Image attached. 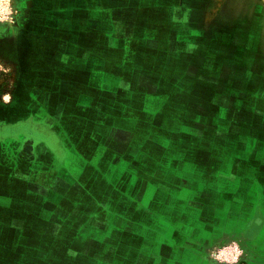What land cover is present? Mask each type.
<instances>
[{"label": "crops", "instance_id": "0c3cea01", "mask_svg": "<svg viewBox=\"0 0 264 264\" xmlns=\"http://www.w3.org/2000/svg\"><path fill=\"white\" fill-rule=\"evenodd\" d=\"M24 1L0 264H264V1ZM87 100L130 109L105 131Z\"/></svg>", "mask_w": 264, "mask_h": 264}, {"label": "rangeland", "instance_id": "374dc122", "mask_svg": "<svg viewBox=\"0 0 264 264\" xmlns=\"http://www.w3.org/2000/svg\"><path fill=\"white\" fill-rule=\"evenodd\" d=\"M37 5H39V3ZM33 7L34 4L23 3L22 0H0V105L8 100L15 83L16 73L18 72V66H16L17 50L19 49V45L24 41V32L22 31L20 33L21 25L19 19L20 17H25L26 22L29 21L30 17L33 16L28 17L27 14L28 12L34 14L35 10ZM85 102L88 106L101 109V113L97 120H99L100 123L105 124V131H108L113 124H123L126 116L122 115V112L124 110L129 111L130 109V100H87ZM81 103L82 102H79V100L74 99V101L67 105L63 110V116L62 118L60 117L61 123L65 130L67 127L69 130L71 129L69 132L61 133L64 139H62L63 142L83 143L82 120H84V118L82 116V111L81 113L78 111L82 106ZM107 113L112 117V123H109L110 121L107 120ZM121 120L122 122H120ZM127 120H129V117ZM84 128H88L87 123ZM108 136H110V133L106 134L104 143L108 140ZM98 139L97 132H93L92 136L89 137L90 143H98ZM111 143H115L114 139ZM109 144L110 143H108V153H110V155L116 154L115 148L109 146Z\"/></svg>", "mask_w": 264, "mask_h": 264}, {"label": "flooded vegetation", "instance_id": "af4514ba", "mask_svg": "<svg viewBox=\"0 0 264 264\" xmlns=\"http://www.w3.org/2000/svg\"><path fill=\"white\" fill-rule=\"evenodd\" d=\"M262 1H264V0H262ZM22 2L23 3H25V1L24 0H22ZM26 16V15H25ZM20 25H21V27H20V33L22 32V29H23V26H24V24H25V22H26V20H25V17H20ZM28 22V21H27ZM1 29V28H0ZM24 32V31H23ZM16 66H18V59H17V61H16ZM17 75H18V72L16 73V79H17ZM16 79H15V83H16ZM14 83V84H15ZM7 133V131H6V128L5 127H0V137H2L3 135H5Z\"/></svg>", "mask_w": 264, "mask_h": 264}, {"label": "built area", "instance_id": "2783aa9c", "mask_svg": "<svg viewBox=\"0 0 264 264\" xmlns=\"http://www.w3.org/2000/svg\"><path fill=\"white\" fill-rule=\"evenodd\" d=\"M232 258H233L234 260H236V259H237V257H236V256H233Z\"/></svg>", "mask_w": 264, "mask_h": 264}]
</instances>
